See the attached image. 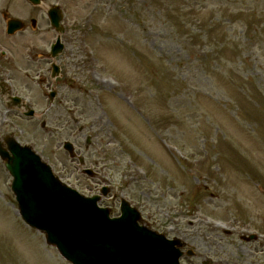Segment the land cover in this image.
I'll use <instances>...</instances> for the list:
<instances>
[{
    "label": "rangeland",
    "instance_id": "obj_1",
    "mask_svg": "<svg viewBox=\"0 0 264 264\" xmlns=\"http://www.w3.org/2000/svg\"><path fill=\"white\" fill-rule=\"evenodd\" d=\"M44 1L12 0L10 16L32 12L38 26L8 40L3 23L0 38L13 47L12 95L31 96L46 128L0 92V138L30 145L85 196L109 186L100 206L118 216L129 200L144 226L191 245L182 264H264V0ZM56 3L65 49L51 103ZM11 182L0 159V264H70L23 223Z\"/></svg>",
    "mask_w": 264,
    "mask_h": 264
},
{
    "label": "water",
    "instance_id": "obj_2",
    "mask_svg": "<svg viewBox=\"0 0 264 264\" xmlns=\"http://www.w3.org/2000/svg\"><path fill=\"white\" fill-rule=\"evenodd\" d=\"M49 15L60 30L59 10L53 9ZM11 26L18 27L15 23ZM62 49L63 45L58 43L54 56ZM32 114L31 111L29 115ZM6 142L8 150L0 143V156L14 177L12 190L20 215L29 226L45 233L47 243L55 246L67 261L72 264H179L182 245L139 226L140 214L127 202L122 203V216L111 219L108 209L98 207V198H85L62 184L31 148L22 147L13 138ZM65 148L72 153L70 143Z\"/></svg>",
    "mask_w": 264,
    "mask_h": 264
},
{
    "label": "flooded vegetation",
    "instance_id": "obj_3",
    "mask_svg": "<svg viewBox=\"0 0 264 264\" xmlns=\"http://www.w3.org/2000/svg\"><path fill=\"white\" fill-rule=\"evenodd\" d=\"M11 5H12V0H0V29H1V24H5L7 27L8 20L11 18ZM33 15L32 12H29L28 16L25 17V29H28L30 22L31 27L37 26V22L33 24L34 18L31 17ZM30 16V17H29ZM29 20V21H28Z\"/></svg>",
    "mask_w": 264,
    "mask_h": 264
}]
</instances>
